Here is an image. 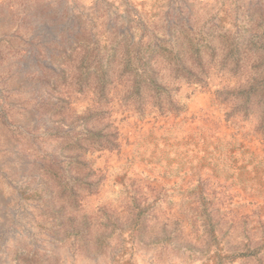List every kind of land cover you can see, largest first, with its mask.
<instances>
[{
  "label": "rangeland",
  "instance_id": "374dc122",
  "mask_svg": "<svg viewBox=\"0 0 264 264\" xmlns=\"http://www.w3.org/2000/svg\"><path fill=\"white\" fill-rule=\"evenodd\" d=\"M0 264H264V0H0Z\"/></svg>",
  "mask_w": 264,
  "mask_h": 264
},
{
  "label": "bare ground",
  "instance_id": "6f19581e",
  "mask_svg": "<svg viewBox=\"0 0 264 264\" xmlns=\"http://www.w3.org/2000/svg\"><path fill=\"white\" fill-rule=\"evenodd\" d=\"M206 100V99H205ZM206 103V102H205ZM210 108V107H209ZM195 110H196V108H195ZM198 123V122H197ZM148 125V124H147ZM150 126V125H149ZM195 128V127H194ZM192 130V129H191ZM190 130V131H191ZM148 132V131H147ZM224 132V131H223ZM181 134V133H180ZM226 134V133H225ZM224 136V135H223ZM220 138V137H219ZM194 140V139H193ZM261 153V152H260ZM189 161V160H188ZM260 183V182H259ZM242 190V189H241ZM250 199V198H249ZM254 201V200H253ZM107 258V257H106ZM127 259V258H126ZM135 262H136V260H135ZM123 263V262H122ZM127 263V262H126ZM132 263V262H131Z\"/></svg>",
  "mask_w": 264,
  "mask_h": 264
}]
</instances>
